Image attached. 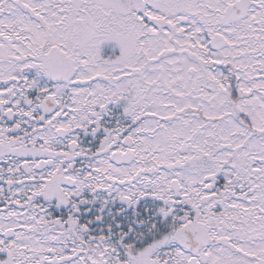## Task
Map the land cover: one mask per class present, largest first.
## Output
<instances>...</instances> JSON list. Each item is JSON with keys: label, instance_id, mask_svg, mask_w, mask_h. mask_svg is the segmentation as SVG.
I'll return each instance as SVG.
<instances>
[{"label": "snow or ice", "instance_id": "6c2138e0", "mask_svg": "<svg viewBox=\"0 0 264 264\" xmlns=\"http://www.w3.org/2000/svg\"><path fill=\"white\" fill-rule=\"evenodd\" d=\"M0 264H264V0H0Z\"/></svg>", "mask_w": 264, "mask_h": 264}]
</instances>
